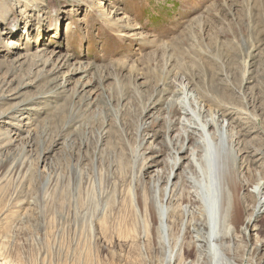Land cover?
<instances>
[{"label":"rangeland","instance_id":"obj_1","mask_svg":"<svg viewBox=\"0 0 264 264\" xmlns=\"http://www.w3.org/2000/svg\"><path fill=\"white\" fill-rule=\"evenodd\" d=\"M186 97L226 120L237 179L264 182V0H0V264H167L138 195L165 182ZM253 225L246 263L264 253Z\"/></svg>","mask_w":264,"mask_h":264},{"label":"bare ground","instance_id":"obj_2","mask_svg":"<svg viewBox=\"0 0 264 264\" xmlns=\"http://www.w3.org/2000/svg\"><path fill=\"white\" fill-rule=\"evenodd\" d=\"M187 100L186 97L181 104L175 103V108L171 104L169 109L175 110L173 127L169 128L174 134L172 137L167 134L165 140L173 154V163L163 186L160 187L157 179L154 189L138 195L145 209L157 217L167 264H264V253L259 261L253 258L246 263L235 251L239 235L248 238L249 232L255 230L253 221L264 214V182L250 186L237 179V168L232 163L236 157L227 141L226 120L210 116L204 105L197 108L196 103L191 105ZM150 150L159 153L156 146ZM147 168L154 166L150 164ZM160 173L157 170L153 174ZM179 186L180 195L176 196ZM248 186L256 201L252 214L244 218L240 210L246 199L243 191L248 192ZM184 196L185 213L191 217L188 225L180 224L179 234L186 232L191 236L190 248L185 253L180 237H173L167 224L173 203L181 202ZM171 246L173 249L180 246L179 252H171ZM262 247L264 244H258L255 253Z\"/></svg>","mask_w":264,"mask_h":264}]
</instances>
